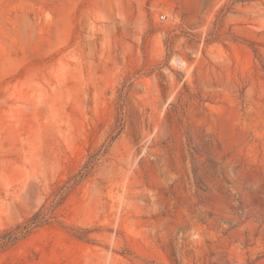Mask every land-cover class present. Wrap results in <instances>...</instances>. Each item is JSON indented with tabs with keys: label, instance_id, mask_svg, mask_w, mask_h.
I'll list each match as a JSON object with an SVG mask.
<instances>
[{
	"label": "rangeland",
	"instance_id": "374dc122",
	"mask_svg": "<svg viewBox=\"0 0 264 264\" xmlns=\"http://www.w3.org/2000/svg\"><path fill=\"white\" fill-rule=\"evenodd\" d=\"M37 213L0 264H264V0H0V243Z\"/></svg>",
	"mask_w": 264,
	"mask_h": 264
},
{
	"label": "trees",
	"instance_id": "16d2710c",
	"mask_svg": "<svg viewBox=\"0 0 264 264\" xmlns=\"http://www.w3.org/2000/svg\"><path fill=\"white\" fill-rule=\"evenodd\" d=\"M43 217H41L40 213H37L33 215L31 218H29L25 224L23 225H17L14 229L6 231L4 234L5 236H1V244L8 243L10 241L15 240L19 235H22L26 233L32 225H36L38 222L41 221Z\"/></svg>",
	"mask_w": 264,
	"mask_h": 264
},
{
	"label": "built area",
	"instance_id": "2783aa9c",
	"mask_svg": "<svg viewBox=\"0 0 264 264\" xmlns=\"http://www.w3.org/2000/svg\"><path fill=\"white\" fill-rule=\"evenodd\" d=\"M165 16H166V14H164V13H161V14L159 15V17H160L161 19L165 18Z\"/></svg>",
	"mask_w": 264,
	"mask_h": 264
}]
</instances>
